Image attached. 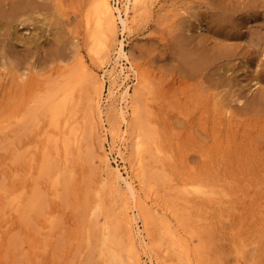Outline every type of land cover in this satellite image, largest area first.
<instances>
[{
  "label": "rangeland",
  "instance_id": "1",
  "mask_svg": "<svg viewBox=\"0 0 264 264\" xmlns=\"http://www.w3.org/2000/svg\"><path fill=\"white\" fill-rule=\"evenodd\" d=\"M40 1L43 2L40 7L43 10L38 7L26 9V13H19H23L20 17L14 14L6 15V21L3 18V24L7 22L10 31L16 28L17 33L14 30V33L8 32L6 35L7 32L0 31V48H3L0 49V264H105L103 256H100L103 244L97 238L96 231L105 221V213L118 211L115 208L119 202L109 193L108 187L107 190L101 188L100 176L106 165L101 160L106 157L109 167L118 166L124 171V165L135 161L133 139L129 136L126 145L122 146V152L128 159L123 163L116 148L110 146L109 138L102 140L101 129L96 121V124L89 123L92 127L88 125L87 129L86 126L88 131L82 133L87 139L81 136L83 140L89 141L79 139L81 143L78 155L75 151L65 166L71 167V170L66 172L64 167L63 171L71 176L62 178L63 185H52L54 172L64 159V149L61 141L55 143L48 136H60L64 117L70 119V115L79 125L88 124L85 122L89 119H84L87 108L89 110L88 97L97 95L94 93V84L97 83L93 84L94 80L89 82V75L87 83L79 85L80 82H76L82 72V63L98 77L102 78L104 74L103 65L100 64L89 35L93 22V1ZM147 1L145 0L144 6L148 9L142 5L140 10L136 8L138 13L133 11L134 15L130 14V17L133 16L130 30L124 35L120 31L117 33L110 46L112 49L106 55L108 58L110 54L109 58L113 61L118 42L122 41L129 59L137 64L133 63L136 70L133 71L142 78L140 83L146 85L148 82L149 86L145 88L140 83H135L136 86L139 85L143 96L141 99L145 109H142V120L147 121L144 123L151 129L155 127L153 130L156 133L152 138L154 142L148 144V151L145 153L148 164L146 177L141 175V185L137 181L136 186H142L140 192L151 198L159 215L171 218L172 225L176 221L173 227L179 229L187 239L192 236L188 239L187 259L190 264H264V0ZM2 4L4 2L0 0V5ZM48 4L52 7H48ZM45 5L47 10H44ZM2 6L6 10L10 9L7 4ZM51 8L53 10L49 12ZM32 15L37 16L36 19ZM51 15H56L54 18H58V24ZM1 16L0 13V18ZM23 18H26L27 24L21 28ZM31 18L34 20L31 21ZM117 23L120 24L119 20ZM10 36L15 41H20L15 42ZM180 44L183 49L179 48ZM188 49H191V55L189 52L187 55ZM57 50L59 51L56 52ZM13 54L18 55L20 60L22 58V61ZM202 55H205V60ZM208 56L212 58L211 62ZM192 59H196L195 62ZM42 60L44 63H41ZM120 62L125 65L128 76L121 74L118 82L121 87L127 84L129 93L132 94L135 73L131 68L126 70V66L130 65L125 60ZM199 64L205 66L202 68ZM185 67L192 68L186 70ZM184 70L189 72V76ZM62 78L71 80L70 84L75 81L78 86L74 88L76 83L71 84L74 88L72 110L66 109L59 112L58 117H53L46 110L43 99L49 94L54 82L65 85ZM103 80L102 96L106 97L110 82L104 77ZM148 89H151V94L146 91ZM29 90L32 91L30 94ZM117 97L119 98V94ZM14 117H18V122H14ZM21 117L23 118L20 119ZM94 127L97 131H94ZM134 131L129 129L128 133L133 135ZM56 136L54 137L58 138ZM158 145L161 152L154 150ZM156 151L158 155L154 157ZM93 153L94 160L93 155L91 156ZM46 163H50V166H44ZM46 167L51 169L47 170ZM42 168L47 172H43L45 170ZM50 171L52 175L49 174ZM137 177L140 178L139 175ZM193 183L209 186V189L212 187L221 194L228 191L231 195L227 192L229 195L225 193L222 199L217 197L208 201L195 194L181 196L180 191L177 192L179 195L176 193L175 189H180L181 185L190 187ZM144 187L149 191H145ZM11 192H16L15 195L18 192L17 196L21 198L16 205L9 202ZM9 203L15 208L9 206ZM172 209L173 213H170ZM174 212L181 213L177 217ZM111 218L108 217L107 221ZM140 220L138 222L142 227ZM161 226L156 220L150 224L149 230L144 231L145 241L142 244L145 249L139 246L142 260L147 264L149 260L146 256L151 255L159 264H179L180 257L185 254L179 247L170 244L171 241L163 233L165 229ZM186 226H190L188 229L192 228L191 236ZM122 232L119 233L120 237L124 235ZM110 245L114 247L113 244Z\"/></svg>",
  "mask_w": 264,
  "mask_h": 264
},
{
  "label": "bare ground",
  "instance_id": "2",
  "mask_svg": "<svg viewBox=\"0 0 264 264\" xmlns=\"http://www.w3.org/2000/svg\"><path fill=\"white\" fill-rule=\"evenodd\" d=\"M46 1V0H45ZM93 1V5H92V15H91V20L93 19V22H92V27H91V30H89V35L91 37V41H92V44L93 46L95 47V51L97 52V57L98 59L100 60V64L103 65V74H104V78L105 80H109V86H108V92H107V96L104 97L102 96V90H103V84H104V80H103V77L101 78L100 76L98 77L97 75H95V73H93L92 69H90L87 65H85L84 63H82V66H81V71H79L78 74H80V78H78V80H76V82H80L79 85H83V82H86V78L88 77L87 75H89L90 78H88V81L91 82L90 80H94L92 83H97V84H94L96 89L95 90V95L94 97H92V95L89 98L87 104H89V110L88 108L86 107L87 105H85V107L87 108L86 111H88L87 113L85 112V115H84V119L87 118L89 120H86L85 123H88V124H85L84 126L82 125H79L77 121H74L73 119H71V115H70V119L69 118H66L64 117V120L62 122V130H61V134L60 136H56V135H50L48 137H50L51 139L54 140L55 143H57V141H61L62 145H63V149H64V152H63V160H61V163L60 166L58 165L56 171L53 173L54 174V177H53V180H52V185L53 186H56L58 184H60L62 182V178H69L71 175L69 173H66L67 170H71V167H65L67 165V161L68 159L70 158V156H72V154L76 151L77 155H78V150H79V146H80V143L79 142V139L84 137V139H87L86 135H82L83 132L85 131H88V125H90L89 123H92L96 121V123L98 124L99 128L101 129V133H102V140L105 141L106 139L109 138L110 140V146L113 147V148H116V151L118 152V155H119V158L120 160L125 163L127 162L128 159H126V157L124 156V153L122 152V146L126 145V140L129 138V136H132V139H133V143H132V146H133V151L135 153V161L134 162H130L128 161V165H124L123 166V170H121V168H119L118 166H115L114 168L112 167H109L108 166V160L107 158L105 157V159L102 158V162L106 165H104V169H103V174L101 173V178H100V185H101V188H106L107 190V187H108V190H109V193L112 194V196L117 199V201L119 202L118 205H116V208L118 211L117 212H114V213H105V221H103V224L101 225V227L99 228V230L96 231V236L97 238L101 241V243L103 244V247H102V250L100 252V256H103L104 258V263L105 264H146L145 262H143L144 260H142V255L140 253V250L141 248H139V246L143 247V244H142V241L144 240L145 238V232L144 231H147L149 230V226L150 224H153L155 223V221H159V223H161V227H163L165 230L163 233H165V235L169 237V241L170 244H172V246H176V247H179L181 249V251L185 254V255H182V257H180L179 259V264H190V260L187 259V256H189V241L188 239L189 238H192L190 232L192 228L188 229L189 227H187V230H190L189 231V236L191 237H188V239L186 237H184L181 232L179 231V229L177 228H174L173 225H172V222H171V218L169 219L167 216H165L164 214H160L158 213V208L153 206L152 203H151V198L147 195V194H143L140 192V189L142 188H139L137 187L136 185V182L138 181V183H140L141 185V175L144 176L143 178L146 177L145 175V172H147L146 170V167L148 166L147 162H146V155L145 153L148 151V144L150 143H153L154 140L152 138H154L153 134L156 135V133H154V128L151 129L150 127H148L144 121L145 120H142V116H143V112H142V109H145L143 108L144 105H142V99L141 96L142 93H140V87H139V83H140V78L138 76V74L136 72H134L133 70H135V67L133 65V63L135 64L134 61H131L129 59V55L125 52L124 48H123V42L122 41H119L118 42V45L116 47V58L111 61L112 59L109 58L110 57V54L108 58H106V55H107V52L108 50L110 51L112 48H110L111 44H112V41L113 39L117 36V33L120 31L121 33L126 34L128 31L127 30H130L129 29V26L130 23H132V17H130L132 14V12H137L136 10L139 9L140 10V6H146L145 4V0H91ZM149 1V0H148ZM147 1V2H148ZM4 4H7L9 6L10 9L6 10V5L5 7H3L2 5H0V13H1V17L0 18V31L3 30V32H7L6 35H8V32H15L16 31V28H13L14 30L10 31V29L8 28V23H4L3 24V18L5 19L6 21V18L7 16L6 15H14V14H17L16 16L20 17V15L22 14H19L21 13L22 11L25 12L26 9H34V8H40L42 5L41 3L43 4V2H39V0H3ZM47 2V1H46ZM52 2V0H51ZM50 2V3H51ZM151 2V1H150ZM45 3V2H44ZM53 3V2H52ZM152 3V2H151ZM47 4V3H45ZM150 4V3H149ZM7 6V7H8ZM52 7L50 4H48V7ZM54 4H53V8H54ZM142 6V7H143ZM144 6V7H145ZM46 5L44 6V10L48 7H46ZM58 7V6H56ZM53 8H51V10L49 12H51L53 10ZM137 8V9H136ZM41 9V8H40ZM145 9H148V7H145ZM43 10V8L41 9ZM49 10V9H48ZM55 10V8H54ZM142 10V9H141ZM29 12H32L30 10H28ZM27 11V12H28ZM38 11V10H37ZM44 12V11H43ZM48 12V11H47ZM48 12V13H49ZM57 12H58V9H57ZM56 12V13H57ZM26 13V12H25ZM33 13V12H32ZM38 13V12H37ZM45 13V12H44ZM47 13V14H48ZM55 13V12H54ZM138 13V12H137ZM31 14V13H30ZM40 14V13H38ZM51 14V13H50ZM53 14V13H52ZM140 14V12H139ZM138 14V15H139ZM218 14V13H217ZM221 14V13H220ZM41 15V14H40ZM46 15V14H45ZM57 15V14H56ZM54 15V16H56ZM134 15V14H132ZM222 15V14H221ZM15 16V17H16ZM33 16V15H32ZM43 16V15H42ZM41 16V17H42ZM47 16V15H46ZM44 16V17H46ZM52 16V15H51ZM54 16H52L54 18ZM136 16V15H135ZM9 17V16H8ZM28 17V16H27ZM34 19H36L35 16H33ZM40 17V16H39ZM38 17V19H39ZM138 17V16H137ZM137 17H134V18H137ZM51 18V17H50ZM12 20H15L14 18H11ZM33 18H31V21L34 20ZM42 19V18H41ZM48 19V17H47ZM55 19V18H54ZM53 19V20H54ZM22 21H18L22 24L21 28L25 27V23H26V18H23L21 19ZM40 20V19H39ZM38 20V21H39ZM58 18L55 19V21L57 22L58 24ZM117 20H119V23H117ZM206 20V19H205ZM48 21V20H47ZM52 20H50L51 22ZM54 21V22H55ZM132 21V22H131ZM210 21V20H209ZM9 22V21H8ZM17 22V21H16ZM35 22V21H34ZM44 22V21H43ZM49 22V21H48ZM19 23V25H20ZM32 23V22H31ZM46 23V22H45ZM212 23V22H211ZM10 24V23H9ZM27 24V23H26ZM41 24V23H40ZM39 24V25H40ZM47 25L49 23H46ZM216 24V23H215ZM29 25V24H28ZM36 26V24H33ZM42 25V24H41ZM52 25V24H51ZM183 25V24H182ZM225 25V24H224ZM16 26L17 28H19L17 25H14ZM32 26V25H31ZM44 26V25H43ZM50 26V24H49ZM48 26V27H49ZM54 25H52L53 27ZM179 26V25H178ZM30 27V25H29ZM34 27V26H33ZM32 27V28H33ZM47 27V28H48ZM51 27V26H50ZM184 27V25H183ZM37 28V27H36ZM35 28V29H36ZM54 28V27H53ZM56 28V27H55ZM181 28V27H179ZM225 28V27H224ZM27 29V28H26ZM46 29V28H45ZM45 29H41L42 31H45ZM51 29V28H49ZM190 29V28H188ZM186 29V30H188ZM200 29H204V28H201ZM25 30V29H24ZM34 30V29H33ZM182 31H185L183 30V28H181ZM179 30V31H181ZM226 30V29H225ZM22 31V30H21ZM26 31V30H25ZM28 31V29H27ZM41 31V32H42ZM47 31V30H46ZM45 31V32H46ZM201 31V30H200ZM4 32V33H5ZM18 31H16L17 33ZM34 32V31H33ZM38 34L40 35V31L38 30ZM52 32V31H50ZM37 34V33H36ZM37 34V35H38ZM129 34V33H128ZM183 34V33H182ZM186 34V33H185ZM11 35V34H10ZM3 36V33L2 35ZM14 36H17V35H13ZM21 35H19L20 37ZM41 36V35H40ZM39 36V37H40ZM182 36V35H180ZM186 36V35H185ZM8 37V36H6ZM11 39L13 38L12 36H10ZM5 38V36H4ZM9 38V37H8ZM18 38V37H17ZM186 38V37H185ZM2 39V38H1ZM21 39V38H19ZM24 39V38H23ZM180 40V38H178ZM182 39V38H181ZM188 42H190V39L187 38ZM10 40V39H9ZM13 41H15L14 39H12ZM18 40V39H17ZM16 40V41H17ZM26 40V39H25ZM177 40V39H176ZM178 40V41H179ZM2 41V40H0ZM15 41V42H16ZM20 41V40H18ZM17 41V42H18ZM28 41V40H26ZM32 41H34V39H32ZM183 41L184 40V37H183ZM4 42V41H3ZM10 42V41H9ZM13 42V43H15ZM23 42V41H22ZM29 42V41H28ZM34 42H37L34 41ZM182 42V41H181ZM2 43V42H0ZM21 43V42H20ZM24 43V42H23ZM183 43V42H182ZM4 44V43H3ZM11 44V43H10ZM10 44H7V46H11ZM31 44V42H30ZM178 43H176L177 45ZM185 44V43H184ZM187 44V43H186ZM194 45V43H191V45ZM6 45V44H5ZM25 45V43H24ZM32 45V44H31ZM37 45V44H36ZM182 44H180L179 48L181 47ZM196 45V44H195ZM200 45V44H199ZM205 45V44H204ZM3 46V45H2ZM27 47L29 46L28 44L26 45ZM177 46V48H178ZM197 46V45H196ZM6 47V46H5ZM12 47V46H11ZM30 47V46H29ZM36 47V46H35ZM58 47V46H57ZM56 47V48H57ZM191 47V46H190ZM208 47V46H207ZM2 48V47H1ZM0 48V49H1ZM13 48V47H12ZM14 48H16L15 44H14ZM60 48V46H59ZM93 48V47H92ZM182 48V47H181ZM184 48V47H183ZM182 48V49H183ZM186 48V47H185ZM195 48V47H194ZM200 48V47H199ZM198 48V49H199ZM3 49V48H2ZM55 49V48H54ZM53 49V50H54ZM58 49V48H57ZM181 49V50H182ZM201 49V48H200ZM12 50V49H11ZM180 50V49H179ZM180 50V51H181ZM185 50V49H184ZM191 50V49H190ZM189 49L186 50V53L190 51ZM202 50V49H201ZM211 50V49H210ZM5 51V50H4ZM3 51V53H4ZM7 51V50H6ZM13 51V50H12ZM59 50H57L56 52H58ZM183 51V50H182ZM216 51V50H215ZM11 52V51H10ZM9 52V53H10ZM52 52V51H51ZM179 52V51H178ZM185 53V51H183ZM196 52V51H195ZM200 52V50L198 51ZM197 52V53H198ZM217 52V51H216ZM8 53V51L6 52ZM53 53V52H52ZM183 53V54H184ZM202 53V52H201ZM222 53V52H220ZM219 53V54H220ZM179 54V53H178ZM189 54L191 55V53L189 52ZM200 54V53H199ZM203 54V53H202ZM205 54V53H204ZM208 54V53H206ZM214 54V53H213ZM4 55V54H2ZM6 55H9V54H6ZM12 55V53H11ZM181 55V54H180ZM186 55V54H185ZM188 55V53H187ZM197 55V54H196ZM201 55V54H200ZM13 56L20 60L19 56L15 54H13ZM27 56V55H26ZM50 56V54H49ZM52 56V54H51ZM179 57V55H177ZM193 56V55H192ZM203 56V55H202ZM201 56V57H202ZM205 56V55H204ZM203 56L202 59H204L205 57ZM8 56H6L7 58ZM197 57V56H196ZM195 57V58H196ZM209 57V56H208ZM12 59V57H10ZM14 58V59H15ZM26 58V57H24ZM52 58V57H51ZM193 58V57H192ZM217 58V57H216ZM49 59V57H48ZM183 59V58H182ZM187 59V58H186ZM188 59H191V58H188ZM210 61L211 62V59L210 58ZM214 59V58H213ZM218 59V58H217ZM5 57H4V61H5ZM9 61V59H7ZM121 60H125L126 63H128L130 66H126V70H130V68L132 69V71L135 73V82H134V85H133V93H129V90H128V86L127 84H123L122 87H121V83L118 82V79H120V76L121 74H124V76H128V73H125V65H123V62H120ZM194 62L195 60L192 59ZM191 60V61H192ZM205 60V59H204ZM14 61V60H12ZM15 61H17V59H15ZM22 61V58L21 60ZM44 60H42L41 63H44L43 62ZM46 61V60H45ZM184 61V59H183ZM188 61V60H187ZM192 61V62H193ZM179 62H181V60H179ZM178 62V63H179ZM185 62V61H184ZM48 64V62H46ZM198 63V61H197ZM201 63V61H200ZM207 63V62H206ZM19 64V63H18ZM29 63H27L28 65ZM182 64V63H181ZM185 64V63H184ZM191 64V63H190ZM14 66V63L12 64L11 63V66ZM26 65V63L24 64ZM137 65V64H135ZM183 65V64H182ZM193 65V64H192ZM191 65V66H192ZM196 65V64H195ZM194 65V67H195ZM200 65V64H199ZM198 65V66H199ZM208 65V63H207ZM213 65H214V62H213ZM44 66V65H43ZM111 66V67H109ZM133 66V67H132ZM184 66V65H183ZM201 66V65H200ZM205 66V64H204ZM203 66V67H204ZM17 67V65H16ZM139 67V66H138ZM187 67V66H186ZM185 67V68H186ZM193 67V68H194ZM202 67V66H201ZM202 67V68H203ZM207 67V66H206ZM10 68V67H9ZM15 68V67H14ZM22 68V67H21ZM192 68V67H191ZM191 68H186V70L188 69H191ZM211 68V67H210ZM13 69V67H12ZM11 69V70H12ZM16 69H14L15 71ZM128 70V71H129ZM182 70V69H180ZM193 70V69H192ZM198 70V69H197ZM136 71V70H135ZM138 71V70H137ZM140 71V69H139ZM185 71V70H184ZM199 71V70H198ZM200 71H201V68H200ZM203 71V70H202ZM141 72V71H140ZM186 74L189 73L187 71H185ZM194 72V71H193ZM214 72V70H213ZM12 73V72H11ZM130 73V72H129ZM202 73V72H200ZM198 73V74H200ZM215 73V72H214ZM213 73V74H214ZM132 74V73H131ZM194 74V73H193ZM196 74V75H198ZM140 75V73H139ZM188 75V74H187ZM192 75V74H191ZM189 76V75H188ZM143 77V75H142ZM195 77V75H194ZM209 77V75H208ZM207 77V78H208ZM65 78V77H64ZM64 78L61 79V81L63 80V83H65V85H59L58 81L57 83L58 84H55L56 82H54L52 85V87L50 88V92L49 94H47L46 96H44V99L43 101L45 102L46 104V110L49 111L50 113H52L53 117L57 116L59 114V112H63L65 111L66 109H70L72 104H73V94H72V90H74V88L76 87L77 88V84L75 81H73L75 84V86L72 87L73 85V82H71L70 84V81L71 80H64ZM71 78V77H70ZM70 78H67V79H70ZM144 78V77H143ZM191 78H193L191 76ZM215 78V76H214ZM14 79V78H13ZM145 79V78H144ZM216 79V78H215ZM30 80V78H29ZM60 80V79H59ZM73 80V79H72ZM156 80V79H155ZM177 80V79H176ZM179 80V78H178ZM6 81V80H5ZM11 81V79H10ZM66 81V82H65ZM143 81V80H142ZM153 81V80H152ZM200 81V80H199ZM212 81V80H211ZM1 82V81H0ZM15 82V81H14ZM28 82V81H27ZM187 82H190V81H187ZM2 83V82H1ZM32 83V81H31ZM87 83V82H86ZM135 83H138L136 86ZM182 83V82H181ZM14 84V83H13ZM17 84V83H16ZM55 84V85H54ZM141 84V83H140ZM150 84V83H149ZM187 84V83H186ZM198 84V83H197ZM12 85V84H11ZM19 85V84H18ZM22 85V84H21ZM27 85V84H26ZM32 85V84H31ZM34 85V84H33ZM32 85V86H33ZM77 85V86H76ZM90 84H88L89 86ZM98 87H97V86ZM142 86H145V88H149L148 86V82L146 83V85H143L141 84ZM190 85V83H189ZM9 86V85H8ZM7 86V87H8ZM23 86L24 83H23ZM21 86V88L23 87ZM30 86V85H29ZM36 86V85H35ZM86 86V85H85ZM92 86V85H91ZM196 86V85H195ZM31 87V86H30ZM48 87V86H47ZM46 87V88H47ZM190 89L191 86H189ZM188 87V88H189ZM10 88V87H8ZM7 88V89H8ZM36 88V87H35ZM45 88V86H44ZM87 88V87H85ZM94 88V87H93ZM143 88V87H142ZM151 88V87H150ZM154 88V87H153ZM195 88V87H194ZM193 88V89H194ZM19 89V88H18ZM32 89H34L32 87ZM144 89V88H143ZM3 90V89H2ZM15 90V89H14ZM13 90V91H14ZM25 90V88H24ZM23 90V92H24ZM42 90V89H41ZM83 90V89H82ZM85 90V89H84ZM10 91V90H9ZM8 91V92H9ZM16 91V90H15ZM14 91V92H15ZM30 91L29 90V94H30ZM34 91V90H33ZM45 91V89H44ZM79 91V89H78ZM77 91V93H79ZM87 91V90H86ZM85 91V92H86ZM143 91V90H142ZM141 91V92H142ZM145 91V90H144ZM147 92L150 93L151 89H148L146 90ZM145 91V92H146ZM7 92V91H6ZM26 92V90H25ZM32 92V91H31ZM40 92V91H39ZM43 92V90H42ZM83 92V91H82ZM92 92V90H91ZM202 92V91H201ZM38 93V92H37ZM88 93H89V90H88ZM86 93V94H88ZM92 93V94H94ZM203 93V92H202ZM201 93V94H202ZM1 94V93H0ZM13 94V93H11ZM18 94V92H17ZM76 94V93H75ZM119 94V98L117 97V95ZM146 94V93H145ZM19 95V94H18ZM22 96V95H21ZM183 96V95H182ZM2 97V96H1ZM5 97V96H4ZM11 97V96H9ZM13 97H14V94H13ZM20 97V95H19ZM181 97V96H180ZM21 98V97H20ZM11 99L15 100L14 98L11 97ZM18 99V98H17ZM87 99V98H86ZM150 100V99H149ZM85 101V100H84ZM218 101V100H217ZM85 102V103H86ZM259 105V104H258ZM19 106V105H18ZM21 107V106H20ZM260 107V106H259ZM17 108V107H16ZM19 109V108H18ZM211 109V108H210ZM14 110V109H12ZM24 111V108L22 109ZM72 110V108L70 109ZM210 111V110H209ZM24 113V112H23ZM21 113V114H23ZM145 113V112H144ZM14 114H16L14 112ZM146 114V113H145ZM20 114H18V117H19ZM14 116V115H13ZM24 116V114H23ZM60 116V115H59ZM17 117V118H18ZM58 117V116H57ZM146 116L144 115V118ZM15 118V117H14ZM17 118L14 119V122L18 120H16ZM23 117H21L20 119H22ZM92 121H91V120ZM59 120V119H58ZM147 120V119H146ZM89 121V122H88ZM16 122V123H17ZM20 122V120H19ZM22 122V121H21ZM59 122V121H58ZM147 123V121H145ZM26 123V122H25ZM84 123V122H83ZM92 123V124H94ZM95 123V124H96ZM150 123V122H149ZM58 124V123H56ZM24 125V124H23ZM59 126V125H58ZM87 126V129L85 128ZM91 126V125H90ZM124 126V128H123ZM24 127V126H23ZM57 127V126H56ZM92 127V126H91ZM97 127V126H96ZM86 130H85V129ZM95 128V127H94ZM93 128V129H94ZM55 129V128H54ZM97 128L94 129V131H97L96 130ZM100 129L98 131H100ZM129 129H134V133L133 135L129 134ZM84 130V131H83ZM90 130V129H89ZM58 133V132H57ZM98 133V132H96ZM98 135V134H97ZM54 136L58 137V138H55ZM90 135H88L89 137ZM158 136V135H157ZM59 137H60V140H59ZM81 138V140H83ZM48 141H49V138H47ZM90 139V137H89ZM157 140L158 137H157ZM156 140V141H157ZM52 141V140H51ZM85 141V140H83ZM82 141V142H83ZM86 141H89V140H86ZM85 141V142H86ZM53 142V141H52ZM60 142H58V145H59ZM84 143V142H83ZM156 143V142H155ZM154 143V144H155ZM87 145V144H86ZM89 145V144H88ZM156 146V145H155ZM101 147V145H100ZM103 147V146H102ZM56 145H54V149H56ZM98 148V147H97ZM155 148V147H154ZM61 149V148H59ZM58 149V150H59ZM81 149V148H80ZM94 150V149H93ZM153 150V149H152ZM154 150H157L159 152H161V150L159 149V145H158V148L154 149ZM156 151V153L154 154V157H156L158 154V152ZM58 153V152H56ZM151 153V152H150ZM166 154V152H165ZM93 155V156H92ZM96 155H98V152H96ZM103 155V154H102ZM62 156V155H61ZM93 160H94V153L91 154ZM162 156V155H161ZM46 159L47 157L44 156ZM56 157V156H55ZM152 157V156H151ZM164 157V156H163ZM162 157V158H163ZM91 158V159H92ZM45 159V160H46ZM50 159V158H49ZM54 159V158H53ZM61 159V158H60ZM97 159V157H96ZM43 160V159H42ZM41 160V161H42ZM44 160V161H45ZM52 161V160H51ZM50 161V162H51ZM100 161V163H101ZM60 162V161H59ZM42 163V162H41ZM54 163V162H53ZM69 163V162H68ZM101 163V164H103ZM164 163V162H163ZM58 164V163H57ZM56 164V165H57ZM100 164V165H101ZM44 165V164H42ZM49 165L50 166V163H46V165L44 166H47ZM54 165V164H53ZM63 165V166H62ZM51 166H52V162H51ZM41 167V166H40ZM48 167V166H47ZM46 167V168H47ZM56 168V166H54ZM66 169V172H64L63 170ZM102 167V166H101ZM100 167V169H101ZM45 170V168H42ZM51 169V168H49ZM47 168V170H49ZM73 169V168H72ZM41 170V168H40ZM47 170L43 171V172H47ZM74 170H72L73 172ZM42 172V171H41ZM101 172V171H100ZM123 173H125V175H123ZM52 175V171H50V173ZM48 174V176H49ZM137 175L140 176V178L138 179ZM47 176V177H48ZM74 177V175H72ZM52 177V176H51ZM70 180V179H69ZM143 180V179H142ZM166 180H168V178H166ZM171 180V179H170ZM68 181V180H67ZM72 181V179H71ZM70 182V181H69ZM68 182V183H69ZM169 182V181H168ZM64 183V182H63ZM198 183V182H196ZM65 184V183H64ZM60 185H63L62 183ZM59 185V186H60ZM145 185V184H144ZM143 185V186H144ZM178 185V184H177ZM174 187V186H173ZM178 187V186H177ZM176 187V188H177ZM209 187V186H208ZM207 186L205 185H202V184H194L190 187H187L185 185H181V187H179L180 189H175L176 190V193H180L181 192V196L182 195H185V196H191L192 194H195L196 197H202V198H207V200L209 201L210 200H213L217 197H222L225 195V192L224 194H221L219 192V190L217 191V189H212V187L209 189ZM225 187V186H224ZM145 188V187H144ZM143 188V189H144ZM54 189V188H53ZM56 189V187H55ZM225 189V188H224ZM153 190V189H152ZM227 190V189H226ZM57 191V190H56ZM141 191H144V190H141ZM145 191H149L145 188ZM180 191V192H179ZM14 192V191H13ZM155 192V191H154ZM153 192V193H154ZM223 192V191H222ZM16 193V192H15ZM12 194L11 192V196H9V193L7 196L10 197L11 203H13V205H16L18 202L21 201V198L19 196H17V194L15 195ZM106 193V192H105ZM152 193V191H151ZM177 193V194H178ZM230 195L231 193L228 192ZM227 193V194H228ZM20 194V193H19ZM150 194V192H149ZM157 194V193H156ZM228 194V195H229ZM103 195V194H102ZM106 195V194H105ZM179 195V194H178ZM158 196V195H157ZM227 196V195H226ZM9 197L7 200H9ZM109 197V196H108ZM112 198V197H111ZM177 198V197H176ZM230 198V197H229ZM228 198V200H229ZM157 199V198H156ZM197 199V198H196ZM219 199V198H218ZM222 199V198H221ZM224 199V198H223ZM168 200V199H167ZM179 200V199H178ZM185 200H189V199H185ZM203 200V199H202ZM226 200V199H225ZM224 200V201H225ZM102 201V200H101ZM170 201V200H169ZM181 201V200H180ZM183 201V200H182ZM215 201V200H214ZM231 201V200H230ZM114 202V201H113ZM168 202V201H167ZM185 202V201H183ZM204 202V201H203ZM216 202V201H215ZM226 202V201H225ZM233 202V201H232ZM34 203V201H33ZM166 203V201H165ZM161 204V203H160ZM168 203H166L167 205ZM186 204V203H185ZM189 204V202H188ZM191 204V203H190ZM214 204V203H213ZM12 206V204L9 203V206ZM114 205V206H115ZM156 205V204H155ZM172 205V204H171ZM218 205V204H217ZM20 206V204H18V207ZM46 206V205H45ZM44 206V207H45ZM157 206V205H156ZM164 207V205H162ZM174 206V205H173ZM228 206V205H227ZM13 208H15V206H12ZM47 207V206H46ZM208 207V204L207 206ZM222 207V206H221ZM220 207V208H221ZM160 208V207H159ZM167 208V206L165 207ZM170 208V206L168 207ZM228 208V207H227ZM177 208L172 209V211H170V213L172 212L173 213V210L176 211ZM204 209V208H203ZM207 209V208H206ZM219 209V208H218ZM225 209V208H224ZM101 210V209H99ZM161 211V210H160ZM187 211V209L185 210ZM220 212V210H219ZM222 212H224L222 210ZM176 214V212H174ZM181 213V212H180ZM180 213L176 214L177 217H179ZM191 213V212H190ZM221 213V212H220ZM173 214V215H175ZM50 215V214H49ZM171 216V215H170ZM169 216V217H170ZM175 216V217H176ZM221 216V215H220ZM108 217H112L110 219V221H107ZM181 217V216H180ZM188 217V216H187ZM191 217V216H190ZM174 218V217H173ZM183 218V216H182ZM181 218V219H182ZM50 219V218H48ZM138 219H141L140 221V224L142 225V227L139 225V222H138ZM160 219V220H158ZM177 219V218H176ZM52 220V218H51ZM183 220L185 221V219L183 218ZM182 220V222H183ZM199 220V218H198ZM49 221V220H48ZM98 221V219L96 220V222ZM181 221V220H180ZM178 222V221H177ZM181 222V223H182ZM186 222V221H185ZM184 222V223H185ZM200 222V221H199ZM207 222V221H206ZM53 224V223H52ZM96 225V224H95ZM94 225V226H95ZM155 225V224H154ZM186 225H189V224H186ZM184 226V225H183ZM162 228V230H163ZM184 228V227H183ZM98 229V228H97ZM159 229V228H158ZM181 230V229H180ZM185 230V229H183ZM95 231V230H94ZM120 231H123L122 233L124 234L122 237H120L119 233ZM161 231V230H160ZM162 232V231H161ZM147 233V232H146ZM183 233V232H182ZM187 233V232H186ZM192 233V232H191ZM150 234V233H149ZM185 234V233H184ZM46 235V234H45ZM44 235V236H45ZM164 236V237H166ZM149 237V236H148ZM159 238V237H158ZM162 237L160 236V239ZM44 239V238H43ZM147 239V238H146ZM159 240V239H158ZM165 240V239H164ZM190 240V239H189ZM46 241V240H45ZM145 241V240H144ZM157 241V240H156ZM192 241V240H191ZM149 242V241H148ZM164 242V241H163ZM162 242V243H163ZM168 242V241H167ZM169 243V242H168ZM110 244H113L114 247H112ZM145 244V243H144ZM157 244V243H156ZM193 244V243H192ZM149 245V244H148ZM168 245V244H167ZM171 246V247H172ZM146 247V246H145ZM175 247V248H176ZM195 247V246H193ZM192 247V248H193ZM144 248V247H143ZM148 248V247H147ZM146 248V249H147ZM150 248V247H149ZM167 248V247H166ZM145 249V248H144ZM151 249V248H150ZM169 249V248H168ZM195 250V249H194ZM144 251V250H143ZM152 251V250H151ZM179 251V250H178ZM237 251V250H236ZM149 252V251H148ZM239 252V251H238ZM145 253V252H144ZM192 253V252H191ZM195 253H196V250H195ZM150 255V253H147ZM193 254V253H192ZM200 254V253H198ZM195 255V254H194ZM146 256V255H145ZM148 257V260H149V264H159V261L158 260H155V259H152L153 256L150 257L149 256H146ZM157 257V256H156ZM193 257V256H192ZM198 257V256H197ZM144 258V257H143ZM157 259V258H156ZM194 259V258H192ZM197 261V260H196ZM218 262V260H217ZM147 263V264H148ZM165 263V261H164Z\"/></svg>",
  "mask_w": 264,
  "mask_h": 264
}]
</instances>
